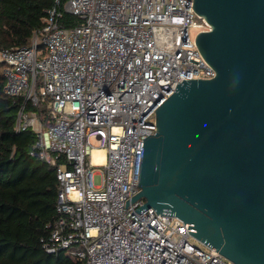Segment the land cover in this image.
Listing matches in <instances>:
<instances>
[{
	"label": "built area",
	"instance_id": "obj_1",
	"mask_svg": "<svg viewBox=\"0 0 264 264\" xmlns=\"http://www.w3.org/2000/svg\"><path fill=\"white\" fill-rule=\"evenodd\" d=\"M62 5L79 23H60ZM195 28L207 30L194 0H56L28 46L0 51L4 93L18 102L15 131L32 130L30 155L57 167L59 218L42 240L49 254L66 250L82 264H234L171 212L133 201L157 109L180 84L216 76Z\"/></svg>",
	"mask_w": 264,
	"mask_h": 264
},
{
	"label": "water",
	"instance_id": "obj_2",
	"mask_svg": "<svg viewBox=\"0 0 264 264\" xmlns=\"http://www.w3.org/2000/svg\"><path fill=\"white\" fill-rule=\"evenodd\" d=\"M197 47L216 76L156 111L140 192L234 264H264V0H194Z\"/></svg>",
	"mask_w": 264,
	"mask_h": 264
},
{
	"label": "trees",
	"instance_id": "obj_3",
	"mask_svg": "<svg viewBox=\"0 0 264 264\" xmlns=\"http://www.w3.org/2000/svg\"><path fill=\"white\" fill-rule=\"evenodd\" d=\"M55 2L0 0V51L28 46ZM59 10L60 23H79L63 5ZM5 84L0 63V264H82L66 250L44 248L59 218L57 167L30 155L37 137L15 131L18 102L4 93Z\"/></svg>",
	"mask_w": 264,
	"mask_h": 264
},
{
	"label": "rangeland",
	"instance_id": "obj_4",
	"mask_svg": "<svg viewBox=\"0 0 264 264\" xmlns=\"http://www.w3.org/2000/svg\"><path fill=\"white\" fill-rule=\"evenodd\" d=\"M200 23H201V21H198V24H200ZM202 30H203V29H201V28H195V29L192 30V35H193V36H194V35L197 36L199 33L202 32ZM3 69H4V68H3ZM94 145L98 147L97 144H94ZM94 171H95V177H94L95 185H96V186H100L101 183H102V175H101V172L103 173V169H101V168H96ZM197 244L199 245V247H200L201 249H203V250H205V251L208 250L207 247H206L205 245H203L202 243L197 242Z\"/></svg>",
	"mask_w": 264,
	"mask_h": 264
},
{
	"label": "bare ground",
	"instance_id": "obj_5",
	"mask_svg": "<svg viewBox=\"0 0 264 264\" xmlns=\"http://www.w3.org/2000/svg\"><path fill=\"white\" fill-rule=\"evenodd\" d=\"M105 152L100 150V149H96L93 151V156L96 162L102 161V159L104 158Z\"/></svg>",
	"mask_w": 264,
	"mask_h": 264
}]
</instances>
